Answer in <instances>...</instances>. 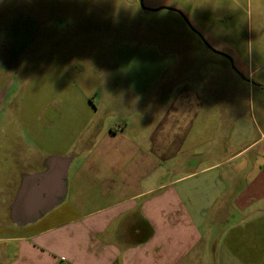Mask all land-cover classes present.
Returning a JSON list of instances; mask_svg holds the SVG:
<instances>
[{
  "label": "crops",
  "instance_id": "1",
  "mask_svg": "<svg viewBox=\"0 0 264 264\" xmlns=\"http://www.w3.org/2000/svg\"><path fill=\"white\" fill-rule=\"evenodd\" d=\"M196 1L186 0V19L232 56L254 114L219 82L216 104L203 88L165 101L156 93L145 106L99 93V80L84 77L95 62L79 58L81 35L61 30L54 45L39 44V16L0 8V110L16 93L28 98L29 69L49 92L34 110L19 106L21 130L0 123V264H264V48L244 70L235 49L195 22L209 5Z\"/></svg>",
  "mask_w": 264,
  "mask_h": 264
},
{
  "label": "rangeland",
  "instance_id": "2",
  "mask_svg": "<svg viewBox=\"0 0 264 264\" xmlns=\"http://www.w3.org/2000/svg\"><path fill=\"white\" fill-rule=\"evenodd\" d=\"M157 1L175 6L185 14L186 0ZM207 1L209 5L203 11L202 23L201 19L195 22L203 26L212 37H218L221 44L235 49V56L243 64L244 70L251 69L252 62L257 59V49L261 46L264 48V14L259 12V8L264 6V0ZM237 1L240 3L238 12ZM214 2H224L228 9L224 13L218 12L219 8ZM195 3L198 5L201 0ZM1 7L12 12V15L13 12H25L39 16L41 20L34 25L38 27L36 37L39 44L49 40V44L54 45L52 38L61 30H65L66 34L62 39L70 40L75 34L81 35V39L77 38L80 40L78 43L88 45V51H81L79 58L91 64L95 62L86 70L84 77L91 73L99 80V93L106 91L108 95L124 94V99L135 98L143 103H146L147 97H152L147 103L153 105L156 93H163L165 101L168 94L174 97L188 89L197 91L196 88H203L209 100L214 102L210 103L216 104L213 87L219 82L223 87L222 96L226 93V100L236 88L241 95L238 101L240 109L245 112L252 110L254 114L257 102L247 92L243 82H234L233 79H238V75L241 78L243 75L234 67L233 61L214 52L199 36L193 34L183 15L176 11L143 10L140 0H0ZM97 32L103 34L96 35ZM85 34L94 36L86 39ZM36 59L34 63L38 67L43 59L41 56ZM189 62H195V65L186 68ZM71 66L73 69L83 67L81 63ZM37 71L38 68L29 69L26 76L22 77L30 78L31 81V90L26 100L19 97L20 93L15 94L12 87L15 95L4 101L0 110V123L9 122L10 119L12 124L17 122L15 128L20 129L17 113L19 106H28V109L34 110L47 102L48 88L36 76ZM20 75L17 77L19 82L22 79ZM7 85L2 83L0 77V87ZM47 107L54 108L57 104L50 102ZM9 112L12 116H5ZM164 127L162 123L161 133Z\"/></svg>",
  "mask_w": 264,
  "mask_h": 264
},
{
  "label": "water",
  "instance_id": "3",
  "mask_svg": "<svg viewBox=\"0 0 264 264\" xmlns=\"http://www.w3.org/2000/svg\"><path fill=\"white\" fill-rule=\"evenodd\" d=\"M140 4H141L142 8L145 9V10L158 11V10H161V9H168V10H173V11H176V12L182 14L183 17H184V19H185V20L187 21V23L189 24V27H190L195 33H197V35L202 39V41H203V42H204L209 48L213 49L214 52L219 53V54H221V55L227 57L228 59H230V60L232 61V58H231L228 54L223 53V52H220V51H217V50L214 49L211 45H209L208 42L205 40V38L202 36V34L199 33V32H198V31H197V30L191 25V23L186 19L184 13H183L181 10H179V9H177V8H174V7H171V6H161V7H158V8H150V7H147V6L144 4V0H140Z\"/></svg>",
  "mask_w": 264,
  "mask_h": 264
}]
</instances>
